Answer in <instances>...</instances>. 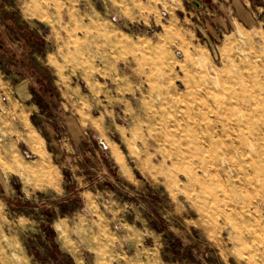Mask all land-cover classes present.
<instances>
[{
  "label": "rangeland",
  "instance_id": "obj_1",
  "mask_svg": "<svg viewBox=\"0 0 264 264\" xmlns=\"http://www.w3.org/2000/svg\"><path fill=\"white\" fill-rule=\"evenodd\" d=\"M228 5L0 0V264H264V20Z\"/></svg>",
  "mask_w": 264,
  "mask_h": 264
},
{
  "label": "crops",
  "instance_id": "obj_2",
  "mask_svg": "<svg viewBox=\"0 0 264 264\" xmlns=\"http://www.w3.org/2000/svg\"><path fill=\"white\" fill-rule=\"evenodd\" d=\"M226 1H228L229 3L228 5L229 7L227 8L235 14V16H233L230 13L231 14L230 19L231 17L232 19L237 18L240 21L247 23V22L254 21L255 19L259 21V18L262 16L264 20V14H263L264 0H225V2ZM226 19L229 20V18H226ZM240 27L241 26H239V28ZM50 136L51 135H46L48 139L50 138ZM47 153L48 152L46 150L41 149V154L37 158L38 164L40 163L41 167L42 165L45 166L47 164V159H46V155H48ZM22 166L25 170H28L25 163H23Z\"/></svg>",
  "mask_w": 264,
  "mask_h": 264
},
{
  "label": "bare ground",
  "instance_id": "obj_3",
  "mask_svg": "<svg viewBox=\"0 0 264 264\" xmlns=\"http://www.w3.org/2000/svg\"><path fill=\"white\" fill-rule=\"evenodd\" d=\"M244 145H245V143H244ZM226 160H224L223 162H225ZM228 161V160H227ZM223 164H225V163H223ZM230 169V168H229ZM233 170V169H232ZM234 172V171H233ZM237 174V173H236Z\"/></svg>",
  "mask_w": 264,
  "mask_h": 264
}]
</instances>
